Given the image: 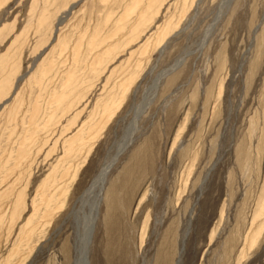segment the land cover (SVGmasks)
Returning a JSON list of instances; mask_svg holds the SVG:
<instances>
[{
	"label": "rangeland",
	"instance_id": "1",
	"mask_svg": "<svg viewBox=\"0 0 264 264\" xmlns=\"http://www.w3.org/2000/svg\"><path fill=\"white\" fill-rule=\"evenodd\" d=\"M130 136L92 264H264V0H0V264H63Z\"/></svg>",
	"mask_w": 264,
	"mask_h": 264
},
{
	"label": "bare ground",
	"instance_id": "2",
	"mask_svg": "<svg viewBox=\"0 0 264 264\" xmlns=\"http://www.w3.org/2000/svg\"><path fill=\"white\" fill-rule=\"evenodd\" d=\"M141 3L142 2H140L139 4H141ZM136 8L137 7H135V6L131 7L130 10L132 11V13H133V10ZM166 30H168V27L165 29V31H163L160 34V37H159L160 40L164 39L163 36H164ZM206 35H207V33H206ZM202 45H203V43H202ZM179 64H181V63L179 62ZM179 64L177 63V65H179ZM174 67H176V66H174ZM166 72L167 71H165L163 74H165ZM161 76L156 80L155 83L158 84L159 80L162 78ZM20 79H22V78H20ZM8 101H6V102H8ZM142 109H144V108H142ZM135 116H137V115H135ZM135 129H136V127H135ZM132 139H133V137L130 136L126 142H124L122 145L119 146V148L117 149V152L111 158H109L108 160H106L102 164L98 173L96 174L94 179L91 181L90 185L87 187V189L85 190L83 195L80 197V203L81 204H80V207L78 208V212L76 213L78 215V217H80V218H78L79 221L77 223V233H76L77 236L75 238V242H74V240L71 241V243L74 242V249H73L74 253H64L63 264H92V259H91L92 253L91 252L93 249L94 237H95V232L97 229L98 220H99V216H100L101 205H102V202L104 200V191L106 190L105 189L106 184L108 182L109 175L111 173L112 168L118 162L120 155L127 149L128 145H129V143H131ZM105 193H107V192H105ZM46 196H48V194H46L45 197ZM45 197H44V199H45ZM115 199H116V197H114V195H113V190L110 189V191L106 197L105 218H104V220L102 219L103 221L101 222V225H103V226L107 225V221L109 218V216L107 214H108V212L110 214V210L114 207ZM259 210H258V212H259ZM55 212H56V210H50V212L47 211L46 216H49V217L53 216L55 214ZM258 212L255 214V218H256ZM12 217H13V215H12ZM83 217H84V219H83ZM73 218H74V216H73ZM75 220L77 221V219H75ZM75 220H74V224H75ZM71 223H72V221H71ZM74 229H72V230H74ZM259 229H260L259 227L257 229H253V232L251 231L252 234L256 235L259 232ZM24 232H25V230H24ZM248 239L251 240L250 238H248ZM67 251L69 252V248H67ZM177 264H179V261L177 262Z\"/></svg>",
	"mask_w": 264,
	"mask_h": 264
}]
</instances>
